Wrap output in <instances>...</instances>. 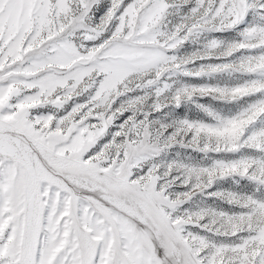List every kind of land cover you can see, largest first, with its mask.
<instances>
[{"label": "snow or ice", "instance_id": "1", "mask_svg": "<svg viewBox=\"0 0 264 264\" xmlns=\"http://www.w3.org/2000/svg\"><path fill=\"white\" fill-rule=\"evenodd\" d=\"M0 264H264V0H0Z\"/></svg>", "mask_w": 264, "mask_h": 264}]
</instances>
